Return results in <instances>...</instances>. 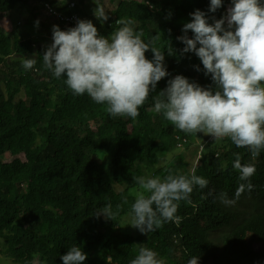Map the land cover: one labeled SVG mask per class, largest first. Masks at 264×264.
I'll use <instances>...</instances> for the list:
<instances>
[{
  "label": "trees",
  "instance_id": "trees-1",
  "mask_svg": "<svg viewBox=\"0 0 264 264\" xmlns=\"http://www.w3.org/2000/svg\"><path fill=\"white\" fill-rule=\"evenodd\" d=\"M29 2L31 7H27ZM67 2L82 5L84 1L0 0V17L15 9L17 14L35 18L44 4L70 12ZM209 4L210 0H124L108 18L113 26L105 27L111 33L120 27L114 25L116 21L132 18L134 30L143 31L145 43L162 34L155 46L164 51L170 75L158 82L135 120L112 117L105 105L96 104L87 94L74 95L64 77L57 79L44 67L40 56L45 46L33 37L7 36L0 29V67L18 69L16 75L9 71V78L0 82L4 83L0 89L4 258L12 264H63L60 257L76 245L87 254L83 264H130L140 247L156 251L165 264H187L192 256L199 258L198 264H264V150L253 158L247 148L228 139L209 140L194 163L177 156L158 168L160 156L176 149L177 138H186L187 145L196 135L185 134L156 113L155 94L178 74L202 87H214L199 58L182 53L184 44L177 40L184 35L183 25L191 21L190 13L199 9L211 23L212 17L226 14L231 0H223L214 13L209 12ZM187 35L192 37L190 30ZM34 53L40 55L35 57L36 65L24 70L21 58ZM145 55L152 59L150 50ZM234 153L240 154L242 164L255 165L250 179L254 188L234 204L225 205L217 199L219 194L226 192L229 199H235L237 187L245 183L232 167ZM169 170L173 174L194 170L209 183L204 189L194 187L191 203L179 202V225L167 222L146 238L127 233L122 222L125 216L131 217L138 189L135 177H163ZM107 204L115 213L112 220L94 215ZM240 208L248 211L240 213ZM222 230L229 232L217 245L211 234Z\"/></svg>",
  "mask_w": 264,
  "mask_h": 264
},
{
  "label": "clouds",
  "instance_id": "clouds-1",
  "mask_svg": "<svg viewBox=\"0 0 264 264\" xmlns=\"http://www.w3.org/2000/svg\"><path fill=\"white\" fill-rule=\"evenodd\" d=\"M222 4L223 0H210L209 12L214 13ZM227 7L226 14L219 19L212 17L211 23L205 12L195 10L190 13L191 21L183 25L184 35L177 37L184 44L181 52L199 58L214 87H202L183 75H175L168 79L166 88L155 94L154 111L185 134L228 139L237 147L247 148L255 158L264 150V0H231ZM94 15L99 20L108 19L102 9L96 8ZM34 23L38 27L39 21ZM116 23L120 27L108 37L100 35L87 19H78L66 30L53 25L52 42L45 46L43 55L22 57V67L33 69L35 57L40 56L55 78H65L64 84L74 95L87 94L96 104L105 105L112 117L135 120L158 82L170 74L164 64V51L155 46L162 40L160 32L151 43H145L143 31L134 30V19L122 18ZM149 50L151 60L145 55ZM234 156L232 167L245 183L237 187L235 199H229L226 192L219 194L217 199L225 205L234 204L241 194L254 188L250 179L255 175V165L242 164L238 153ZM135 180L138 189L131 204L129 226L141 234L154 232L167 222L179 225V202L191 203L194 187L204 189L209 183L194 170L189 174L169 170L163 177L139 176ZM101 214L112 220L115 213L111 204L94 215ZM60 259L63 264H83L87 254L73 245ZM198 259L192 256L187 264H198ZM130 264H165V260L158 258L156 251L140 247Z\"/></svg>",
  "mask_w": 264,
  "mask_h": 264
},
{
  "label": "rangeland",
  "instance_id": "rangeland-1",
  "mask_svg": "<svg viewBox=\"0 0 264 264\" xmlns=\"http://www.w3.org/2000/svg\"><path fill=\"white\" fill-rule=\"evenodd\" d=\"M55 1L58 2L59 0H55ZM82 1H84L82 5H79V3L76 2H67V6L73 4L72 11L70 12L68 10H66V12L62 11L60 13V20L61 19L63 20L65 17H67L70 13L74 11L79 10V14H81L82 10H84V13H86L85 15H88L94 13V10L96 8L102 9L103 12L109 18L111 17L112 12L116 8L117 4L120 1H124V0H102L101 2H99L98 0H82ZM137 1H141V0H137ZM31 5H33V3L29 2L27 7H31ZM37 20L39 21L38 27L34 23ZM60 20L57 22L56 18L49 15L48 11L43 10L41 6L39 7L35 15V18H33V16L31 15L17 14L14 9L12 10V12L0 17V29H2V32L7 36H11L16 33L22 39L33 37V41L34 42L38 41L40 46H47L50 45L52 42V26L57 25L61 30H63L62 23L60 22ZM108 23H109L108 19L106 21H103L101 19L94 22L93 24L98 29L100 35L108 37L111 34V31L107 30L105 27V24ZM9 71H11L14 75L18 73V69L10 68L9 70H7L6 68L0 67V82H3L9 78ZM3 87H4V83L0 84V89H3ZM209 140L216 141L214 140L213 137L209 135L198 133L197 136L193 137L191 140L188 141L187 145H184L183 149H178L176 147V149L173 150L171 153L161 155L160 156L161 162L158 168L166 166L177 156H182L184 160L189 164L194 163L195 160H198V157L200 156V150L202 149V146L206 141ZM194 150H196V152L193 155L192 152ZM8 158L10 159L9 156ZM18 158L22 160L20 157ZM118 189H122V188H118ZM239 211L240 213H243L248 211V209L240 208ZM130 222H131V217L125 216L122 222V227L127 233L133 236L139 235V236H144V238L147 237V234H141L138 229L129 226ZM228 232L229 230H222L215 235L212 233L211 239L212 241H214V243L218 245L222 237ZM4 248L5 246L3 242L0 241V264H12L11 260L3 257L2 252L4 251Z\"/></svg>",
  "mask_w": 264,
  "mask_h": 264
},
{
  "label": "built area",
  "instance_id": "built-area-1",
  "mask_svg": "<svg viewBox=\"0 0 264 264\" xmlns=\"http://www.w3.org/2000/svg\"><path fill=\"white\" fill-rule=\"evenodd\" d=\"M62 2V0H59L58 3ZM79 5H81L79 3ZM69 8L72 9L73 8V4H70L69 5ZM229 7L226 8V11ZM43 10H47L49 15H51L52 17L56 18L57 22L60 20V13L61 11H58V9H56L54 6L50 5V4H44L43 6ZM58 14V15H57ZM84 15L82 14H79V10L77 11H74L72 13H70L67 17H65L63 20L61 19L60 22L62 23V29L63 30H66L70 27H74L77 23V20L78 19H87V20H91L92 23L98 21L99 19H97V17L94 15V13H91V14H88V15H85L86 13H83ZM97 16H99V12H97ZM114 25H118L116 22L114 23ZM108 26L109 27H112L113 26V23L112 22H109L108 23ZM177 148L178 149H182L184 144H185V139L182 138V139H178L177 138ZM199 158V157H198Z\"/></svg>",
  "mask_w": 264,
  "mask_h": 264
}]
</instances>
